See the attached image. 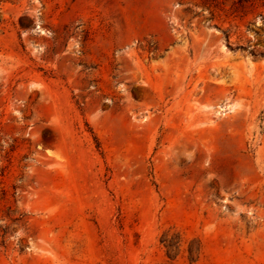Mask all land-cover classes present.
<instances>
[{"label": "rangeland", "instance_id": "obj_1", "mask_svg": "<svg viewBox=\"0 0 264 264\" xmlns=\"http://www.w3.org/2000/svg\"><path fill=\"white\" fill-rule=\"evenodd\" d=\"M0 264H264V0H0Z\"/></svg>", "mask_w": 264, "mask_h": 264}]
</instances>
